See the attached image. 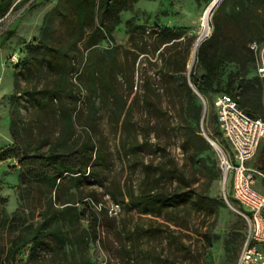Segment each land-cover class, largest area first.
Here are the masks:
<instances>
[{"label": "rangeland", "instance_id": "obj_1", "mask_svg": "<svg viewBox=\"0 0 264 264\" xmlns=\"http://www.w3.org/2000/svg\"><path fill=\"white\" fill-rule=\"evenodd\" d=\"M212 1L140 0L131 11L119 14L120 23L110 39L87 50L82 42L78 43L76 73L68 76L67 84L75 92L79 91V99L74 112L70 100L66 99L73 124L65 132L64 121L56 111L38 110L28 95L49 86L54 77L39 69L35 62L32 71L26 72L25 62H29L26 49L29 42L42 37H48L53 45L64 41L67 28L72 29L59 17L60 12L66 13V6L62 0H0V150L19 144L34 146L45 140L63 141L59 150L67 151L91 140L103 162L94 168L93 175L77 183V189L70 190H77L73 198L76 202L87 201L96 212L103 207L111 220L104 221L98 215L96 231L91 233L89 214L81 217L85 245L82 243L81 252L71 261L68 248L65 253L44 250L32 254L28 245L17 252L14 264H118V257L133 249L149 253L153 258L158 256L160 264L235 263L245 223L228 206L240 212L226 186L225 190L223 187L220 160L221 153L226 154L228 148L217 130L212 99L223 92L233 95L242 79L257 76L262 83L264 80L254 67L224 63L213 84V92L217 93H208L206 99L197 98L194 105H189L187 123L199 131L202 127L219 148L211 147L219 173L215 174L207 163L209 171L203 178L196 173L198 165L189 163L181 152L178 127L184 116H180L176 101L162 89L159 74L166 59L172 56L178 60L179 67L184 66L187 76L194 45L198 39L201 38V43L212 34L214 19L221 20L234 35H239L236 21H247L254 32L252 42L264 49V0H217L205 29L201 17ZM157 30H168L176 39L162 45L163 37ZM202 74L203 70L197 67L195 76ZM195 105L200 106L198 112ZM256 116L264 119V110ZM144 140L153 146L152 154L146 146H140ZM131 144L135 145L136 152L127 159L124 150ZM260 159H264V138L251 162L254 168H259ZM170 160L185 168L188 178L195 180L192 190L222 201L224 208L218 209L216 216L188 210L178 217H154L128 209L127 200L121 202L119 191L124 194L126 190L136 192L144 187L142 179L146 171L150 178L146 189L158 191L161 186L167 187L161 170ZM151 180H158V184L150 183ZM200 184H206L204 191L200 190ZM49 197L54 201L53 194H47L45 189L33 186L27 191L23 187L16 159L0 161V264L16 230L23 222L38 223L40 208L47 204ZM67 198L68 191L63 189L59 199ZM112 205L120 208L115 216L108 214ZM18 211H24L25 217L12 225L15 227L12 229L8 227L9 219ZM173 222L181 228L173 226ZM133 227L149 228L151 237L128 247L123 234ZM259 249L264 253L263 245Z\"/></svg>", "mask_w": 264, "mask_h": 264}, {"label": "trees", "instance_id": "obj_2", "mask_svg": "<svg viewBox=\"0 0 264 264\" xmlns=\"http://www.w3.org/2000/svg\"><path fill=\"white\" fill-rule=\"evenodd\" d=\"M139 1L62 0L66 6V13H68L59 11V17L64 18L66 24L72 28H67L63 37L64 41L53 45L48 37H42L26 45L29 57V62H25L26 72L30 73L32 71L33 62H35L39 69H45L47 73L54 77L49 86L46 85L39 91L29 92L28 95L38 110L43 112L46 110L56 111L64 121L65 132L69 131L73 124L72 113L66 107V99L70 100L69 105L72 107L73 112L79 99V91L75 92L67 84L68 76L76 73L77 44L82 42L84 49L87 50L105 39H110L114 28L120 23L119 14L131 11ZM235 25L239 35L228 32L221 20L214 19L212 34L197 46L189 77L184 75V66L179 67L178 60L172 56L166 59L159 73L163 82L162 89L166 91L170 98L176 101L180 116H184L183 124H179L178 127L181 152L189 163L198 165L196 173H199L198 175L203 178L207 177L209 171L207 163L215 170V174H218L219 171L216 169L214 152L211 146L203 138L198 127L191 126L185 120L190 115L189 105H194L198 100L197 98H199L190 88L188 79L203 100V98L206 99L208 93H217L213 92V84L218 77V69L224 63H233L242 68L251 66L256 69L255 55L249 49V44L254 39V32L250 30L251 25L245 20L236 21ZM156 33L163 37L162 45L176 39L170 35L168 30H157ZM197 67L203 70V74L198 77L195 76ZM109 70L111 71V67ZM263 86L264 83L256 76L251 79H242L233 95L229 92L215 94L212 99L214 114L215 99L221 95H230L236 99L238 105L250 117L261 118L256 115L261 114L264 110ZM199 107L195 105L197 112ZM261 119L264 121L263 118ZM215 121L217 125L216 114ZM217 130L219 132L218 125ZM219 134L222 137L220 132ZM223 141L225 142L224 139ZM63 145V141L46 142L41 140L34 146L19 144L0 150V161L10 158L18 161L20 180L27 191L33 186L45 189L47 194H53L54 200L52 201L49 197L47 204L40 208L37 216L38 223L23 222L20 229L16 230L4 252V262L2 264H14L17 252L28 245L31 247L32 254L44 250L65 253L66 248H68L71 261L77 253L81 252L82 243L85 239V231L80 229L81 217L89 214L90 219L87 222L91 233L96 231L95 226L98 215H102L104 221H111L103 207H100L96 212L87 201L76 202L73 198L77 190H70L72 188L77 189V183L93 175L94 168L101 166L103 159L96 152L94 143L90 140L75 150H59ZM140 146H146L151 154L154 152L152 150L153 146L145 140ZM135 152V145H128L124 150V157H133ZM203 155H207V157ZM144 167L146 168V166ZM257 169L264 173V159H260V165ZM161 178L165 179L167 187L161 186L158 191L146 189L145 185L149 183L150 179L149 173L146 171L142 179L144 187H139L136 192L133 189L126 190L124 194L119 191L121 202L124 203L127 200V208L135 210L138 214L162 218H164V215L178 217L179 213L188 210L203 216L213 217L216 216L218 209L224 208L220 199H213L192 190L191 187L195 180H190L185 173V168L178 166L174 160L166 162L165 168L161 170ZM150 183L157 185L158 180H151ZM173 184L176 186L172 187ZM199 186H201L200 190L204 191L206 184H200ZM226 188L228 192V184ZM63 189L68 191V198L60 200L59 193ZM231 200L236 203L232 198ZM78 207H80V210ZM238 207L240 212L244 213L239 205ZM24 213V211L14 213L9 219L10 224L8 227L21 221ZM172 225L180 227L175 223ZM13 228L15 227L12 226ZM132 229V231L129 230L123 234V238L129 245L128 247H135L141 241L145 242L146 238L151 237L148 235L151 231L149 228L133 227ZM245 235L246 224L242 244ZM149 263L160 264L161 261L158 256L153 258L149 253L142 254L135 252L134 249L128 250L127 254L118 257V264Z\"/></svg>", "mask_w": 264, "mask_h": 264}, {"label": "built area", "instance_id": "obj_3", "mask_svg": "<svg viewBox=\"0 0 264 264\" xmlns=\"http://www.w3.org/2000/svg\"><path fill=\"white\" fill-rule=\"evenodd\" d=\"M249 49L255 55L257 74L264 80V49L255 42L249 44ZM214 110L219 132L228 146V152L221 153L222 182L228 184L231 198L244 210L240 213L246 224L235 264H264V253L259 249L264 246V194L252 188L257 177L264 180V173L247 165L264 138V121L250 117L230 95L218 96ZM119 210L118 205H112L108 214L115 216Z\"/></svg>", "mask_w": 264, "mask_h": 264}, {"label": "water", "instance_id": "obj_4", "mask_svg": "<svg viewBox=\"0 0 264 264\" xmlns=\"http://www.w3.org/2000/svg\"><path fill=\"white\" fill-rule=\"evenodd\" d=\"M215 2L217 1V0H214ZM198 41H201V38L200 39H198L197 41H196V43L198 42ZM196 49H197V47L196 48H194V50H193V56H192V61L190 62V65H189V68H188V74H187V76L189 77V74H190V71H191V68H192V65H193V63H194V59H195V53H196ZM188 82H189V86H190V88L192 89V91L202 100V98H201V96L196 92V90L192 87V85H191V83H190V81H189V79H188ZM204 113V112H203ZM202 119H203V116H202ZM201 135L203 136V138L207 141V143L211 146V147H214L216 150H219V148L217 147V145L204 133V131H203V129H202V127H201ZM223 187H224V190H225V185H224V182H223ZM228 204V203H227ZM228 206L234 211V212H236L238 215H241V213L239 212V211H237L236 209H234L230 204H228Z\"/></svg>", "mask_w": 264, "mask_h": 264}, {"label": "bare ground", "instance_id": "obj_5", "mask_svg": "<svg viewBox=\"0 0 264 264\" xmlns=\"http://www.w3.org/2000/svg\"><path fill=\"white\" fill-rule=\"evenodd\" d=\"M217 2V1H216ZM215 1H212L204 10L202 17H201V22H202V26L206 29L207 24H208V19H209V15H210V11L212 9V7L215 5L216 3ZM200 43V41H198L197 43H195L194 48H196L198 46V44ZM193 48V50H194Z\"/></svg>", "mask_w": 264, "mask_h": 264}, {"label": "crops", "instance_id": "obj_6", "mask_svg": "<svg viewBox=\"0 0 264 264\" xmlns=\"http://www.w3.org/2000/svg\"><path fill=\"white\" fill-rule=\"evenodd\" d=\"M252 161L248 162L249 167H253L251 164ZM254 168V167H253ZM255 191L264 194V180L262 178L257 177L254 181L253 187Z\"/></svg>", "mask_w": 264, "mask_h": 264}]
</instances>
